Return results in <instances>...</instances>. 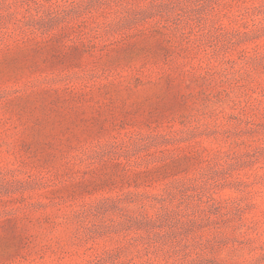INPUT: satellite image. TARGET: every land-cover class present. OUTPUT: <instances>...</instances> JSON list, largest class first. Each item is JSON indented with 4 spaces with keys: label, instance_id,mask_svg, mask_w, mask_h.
<instances>
[{
    "label": "rangeland",
    "instance_id": "374dc122",
    "mask_svg": "<svg viewBox=\"0 0 264 264\" xmlns=\"http://www.w3.org/2000/svg\"><path fill=\"white\" fill-rule=\"evenodd\" d=\"M0 264H264V0H0Z\"/></svg>",
    "mask_w": 264,
    "mask_h": 264
}]
</instances>
